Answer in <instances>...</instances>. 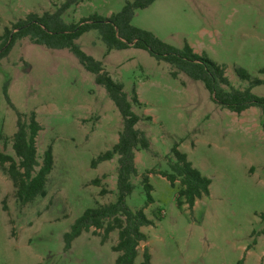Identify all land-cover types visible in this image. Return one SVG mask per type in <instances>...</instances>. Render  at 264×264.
<instances>
[{
  "label": "rangeland",
  "instance_id": "obj_1",
  "mask_svg": "<svg viewBox=\"0 0 264 264\" xmlns=\"http://www.w3.org/2000/svg\"><path fill=\"white\" fill-rule=\"evenodd\" d=\"M67 1L0 0V36L27 14L52 13ZM123 3L78 0L62 19L74 24L92 15L108 18ZM131 25L177 49L187 43L223 66L238 90L248 86L234 73L241 68L262 82L251 91L264 97V0H158L136 11ZM76 44L101 62L128 98L134 90L140 103L131 107L140 118L135 128L150 146L134 153L137 175L126 204L132 211L144 207L141 179L146 175L152 203L144 214L153 225L141 228L146 240L139 244L134 264H145L144 250L148 264H264L260 110L235 115L222 109L201 82L182 73L171 78L173 68L145 51L106 53L97 31L83 34ZM16 112L35 113L41 127L37 160L41 164L51 146L54 163L43 194L25 206L15 197L6 167H0V264H113L116 231L102 242V231L90 229L67 250L63 235L86 210L116 200L117 156L91 166L112 148L122 129L114 104L67 50L47 49L25 38L0 61V150L17 161L11 148ZM174 146L211 182L209 195L196 200L192 210L177 206L178 182L171 187L154 174L168 172ZM101 190L106 193L100 195Z\"/></svg>",
  "mask_w": 264,
  "mask_h": 264
},
{
  "label": "trees",
  "instance_id": "obj_2",
  "mask_svg": "<svg viewBox=\"0 0 264 264\" xmlns=\"http://www.w3.org/2000/svg\"><path fill=\"white\" fill-rule=\"evenodd\" d=\"M155 1L158 0H124L120 11L108 18L92 15L80 19L77 23L66 24L62 19L64 12L78 2L68 0L52 13L45 12L41 16L27 14L10 29H4L3 35L0 36V61L8 55L16 41L25 38L32 44L47 49L67 50L86 72L94 75L95 84L104 89L122 118V129L117 142L109 151L91 162L94 167L117 156L115 202L86 210L63 235L64 249L67 250L76 238L90 229L102 231V242L107 240L110 233L116 231L117 241L112 247V252L116 253L117 257L113 264H134L137 248L146 240L141 228L153 225L144 214L145 207L152 203V187L146 175L141 179L146 195L144 207L132 211L126 204V199L134 190L131 180L137 175L134 153L137 149L148 150L150 144L144 134L135 128L140 121L131 110L132 105H140L135 91L132 90L128 98L122 85L112 80L104 71L101 62L81 51L76 41L83 34L97 31L106 53L129 48L145 51L156 61L173 68L171 78L175 79L178 73H182L193 81L201 82L212 101L222 109L240 115L250 108H257L264 119V97H258L251 91L253 87L261 85V81L252 80L246 71L237 68L234 70L236 77L247 82L248 86L244 90L235 89L226 77L223 66L209 60L205 55L193 52L187 43L177 49L162 42L152 33L131 25L135 12L148 8ZM3 97L5 102L10 104L5 86ZM15 125L11 148L17 161L0 150V167H6L5 171L14 188L15 197L21 206H25L43 194L54 162L51 146L44 151L41 164L37 160L36 137L41 127L36 121L35 113L26 116L16 112ZM170 153L172 159L167 160L168 172L150 174L161 176L171 187L178 182L180 190L176 204L186 205L187 209L192 210L196 200L209 195L211 182L192 167L186 155L179 152L176 146ZM96 182L95 180L93 183ZM105 193V190H101L100 195ZM259 217L264 222V213ZM262 234L264 236V229ZM142 257L144 263L148 264L147 250H144Z\"/></svg>",
  "mask_w": 264,
  "mask_h": 264
}]
</instances>
